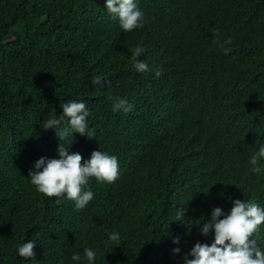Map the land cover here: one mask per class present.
<instances>
[{"label": "trees", "instance_id": "trees-1", "mask_svg": "<svg viewBox=\"0 0 264 264\" xmlns=\"http://www.w3.org/2000/svg\"><path fill=\"white\" fill-rule=\"evenodd\" d=\"M91 1L0 0V154L18 153L0 156V264H23L16 249L27 239L36 243V264H74L71 255L83 259L85 248L97 252L96 264H183L195 243L210 245L213 237L195 240L211 214L203 215L205 208L189 202V190L179 185L215 175L224 179V198L260 199L264 171L254 173L248 160L264 146V0H197L205 25L169 36L172 45L161 42L153 23L167 10L146 13L143 28L133 32L116 25L85 31L103 9ZM137 47L148 72L133 66ZM221 52L238 62L217 67L221 82L207 89V69ZM95 76L103 86L91 83ZM77 82L81 88L69 87ZM117 99L133 110L113 112ZM72 100L89 108L96 139L76 133L71 146L42 127ZM35 103L46 107L41 112ZM161 106L172 113L168 119L152 114ZM176 111L181 117L171 120ZM30 113L36 118L27 121ZM133 143L144 152L133 151ZM60 144L84 160L101 149L121 159L119 180L98 183L85 210L62 198L19 195L33 187L29 162L59 158ZM186 153L196 159L179 169ZM112 232L119 243L109 241Z\"/></svg>", "mask_w": 264, "mask_h": 264}, {"label": "clouds", "instance_id": "clouds-1", "mask_svg": "<svg viewBox=\"0 0 264 264\" xmlns=\"http://www.w3.org/2000/svg\"><path fill=\"white\" fill-rule=\"evenodd\" d=\"M91 4L102 5L103 9L98 10L97 20L84 28L87 32L111 25H116L125 33L133 32L143 28L146 13L157 14L167 10L165 17L158 21L154 18L153 23L158 27L161 42L165 45H172L167 42L169 36L190 33L205 25V18L197 0H155V2L153 0H92ZM162 21L165 23L163 26ZM175 27L178 28L171 31ZM164 32L166 36H162ZM143 51L142 47H137L133 54L135 61L133 66L138 73L150 71L149 65L139 59ZM228 62H231L234 69V65L238 62L237 57L225 52L215 56L206 73L207 89L221 82L215 79V71L217 67ZM56 72H48V74ZM155 74L159 76L160 72L156 71ZM91 83L103 86L102 77H93ZM69 87L81 88L82 85L79 86L77 82L75 86H72L69 83ZM36 107L42 112L46 104L40 106L35 103L37 110ZM62 109L63 112L58 119L55 117L46 119L42 128L55 130L60 140L67 141L71 146L76 133L89 139H96L95 130L88 123L90 110L83 101L65 102L62 104ZM132 110L133 105L127 99H117L113 102V112L129 113ZM31 113L27 115V121L36 118ZM152 114L159 119H168L172 115L171 112L165 111L163 106L153 111ZM175 132L165 135V145L174 141ZM177 147L187 148L186 145L181 144ZM131 149L144 152L143 146L138 143H133ZM128 151L129 146L127 145L126 153ZM16 154L18 153H1L0 156L8 157ZM90 155V159L84 160L79 152H71L69 148L60 144L59 158L41 157L34 164L29 162L27 177L33 187L19 195L25 199L31 193L56 200L62 198L72 204L75 209L85 210L94 200L98 183L114 184L120 178L121 159L118 154L101 149L91 152ZM182 159L184 163L178 162V168L189 169L192 168L191 164L195 161L196 155L186 153ZM261 162H264V146H261L248 160L254 173L264 171V168L260 167ZM166 171L172 172L169 168ZM238 174L239 172L234 171L224 176L233 178ZM223 186V178L211 175L187 179L177 187V189L187 188L189 190V202H194L197 208L204 207L203 215L211 214L201 225L197 226L198 236L195 240H200L201 235L213 237L210 245L195 243L183 256V264H264V174L260 179V199L244 197L243 200L239 195L224 198ZM180 215H184V211ZM190 231L189 228V233ZM108 239L113 243H119L121 236L117 232H112ZM180 243L179 237L173 239V244L179 245ZM36 247V243L29 239L17 247V254L23 264L37 263ZM180 253V247L173 249L174 255ZM97 256L95 250L85 248L83 259L77 252L71 255V260L74 264H83V261H86V264H96Z\"/></svg>", "mask_w": 264, "mask_h": 264}, {"label": "bare ground", "instance_id": "bare-ground-1", "mask_svg": "<svg viewBox=\"0 0 264 264\" xmlns=\"http://www.w3.org/2000/svg\"><path fill=\"white\" fill-rule=\"evenodd\" d=\"M162 23V24H161ZM160 24L163 26V25H165V23L162 21ZM176 28H178V27H175L174 29H172L171 31H173V30H175ZM99 33H100V31H99ZM98 33V34H99ZM167 34H163L162 36H166ZM182 112V111H181ZM181 112H179V111H176L173 115V117H172V119L171 120H173V119H176L179 115L181 116ZM107 188H108V186H107ZM111 191V189L109 188V190L108 191H106V194L108 193V192H110ZM256 203H258V202H256ZM89 205V204H88ZM263 226V225H262ZM264 229V228H263ZM263 232H264V230H263Z\"/></svg>", "mask_w": 264, "mask_h": 264}]
</instances>
